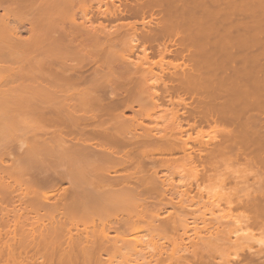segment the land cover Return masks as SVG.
<instances>
[{"label":"bare ground","instance_id":"1","mask_svg":"<svg viewBox=\"0 0 264 264\" xmlns=\"http://www.w3.org/2000/svg\"><path fill=\"white\" fill-rule=\"evenodd\" d=\"M114 1L0 0V264H264L261 246L224 253L242 225L264 228V39L257 26V56L244 24L264 19V0L261 13L254 0ZM236 12L248 15L235 26L250 47L226 27ZM147 14L140 32L118 22ZM165 95L171 122L151 128L143 120ZM235 163L241 175L219 173ZM179 166L193 178L175 186L167 172ZM216 178L244 184L223 194L238 227L201 200Z\"/></svg>","mask_w":264,"mask_h":264},{"label":"rangeland","instance_id":"2","mask_svg":"<svg viewBox=\"0 0 264 264\" xmlns=\"http://www.w3.org/2000/svg\"><path fill=\"white\" fill-rule=\"evenodd\" d=\"M107 1V0H106ZM111 1V0H110ZM134 1L135 0H115L114 2L116 3V4H120V3H124V5H126V3L128 4H133L134 3ZM237 1H239V0H237ZM257 1V2H256ZM254 0L253 1V8H252V10H255V12H260V7H261V5H259V6H257L258 4H260L259 2H258V0ZM260 1V0H259ZM262 1V0H261ZM240 2H242V1H240ZM256 2V3H255ZM121 4V5H122ZM222 5H224V6H226L225 4H222ZM222 5H220V6H217V7H214V6H211L209 9L211 10V11H214V13L216 12V13H219V14H221V10L222 9H226V7H224V6H222ZM104 7L105 6H101V10L103 9L104 10ZM260 9H259V8ZM189 9H192V7H191V5H190V7L188 6L185 10H187V12L189 11ZM200 8H196V7H194L193 9H192V11L193 12H195V13H202V9H200ZM259 9V10H258ZM257 10V11H256ZM199 11V12H198ZM218 11V12H217ZM262 11H264V10H262L261 9V12ZM187 12H186V14H187ZM189 12H191V11H189ZM260 12V13H261ZM157 11L156 10H154V15H153V18H152V21H153V24L155 23V22H157V18H156V16L158 17V15H157ZM0 14H3V10L1 11V9H0ZM246 14V16H248L247 15V13H245ZM245 14L244 13H237L236 12V14L234 13V19H232L233 20V22H232V20L230 21V23H226V24H224V27H225V25H226V27H227V29H229V27L231 26V25H234V26H231L230 27V31L233 33L234 32V34H235V32H239V31H241V32H243L242 31V29L239 27V26H235V25H237L238 24V20H239V18H241V20L243 19V20H246L247 19V17H245ZM261 14H263V16H264V13H261ZM148 19H150L149 17H148V14L143 18V19H141V18H127V19H123V20H121V21H118V22H124V23H128V22H134V21H136L137 22V26H138V32H140V30L142 31L144 28L141 26L142 24H141V22L143 21V22H145V21H147L148 22ZM234 20H235V22H234ZM241 20L239 21V22H241ZM243 20H242V22H243ZM251 20V22L249 23V25L247 24L246 25V23H244L245 24V26H248V28H246V30L247 29H249V27H250V29H249V31L248 32H251L252 34H250L251 35V37H250V35L249 34H247L248 32H246L245 31V29H244V25L242 26V28L244 29V32H246L245 34H244V32L243 33H241V34H243V36L245 37L244 39V41H245V43H247V42H249L248 40H246V39H249V37H250V41L252 40V38H253V40H254V42H255V40L256 39H258V42L260 41V44L258 43V42H256V43H258L260 46H261V43L263 42H261V37H262V40L264 39V33L262 32V31H264L263 29H262V27L264 26V22L263 23H261L262 21H261V18H260V20H259V22H257V23H255L254 24V20L255 19H253V21H252V19H250ZM248 19H247V23H248ZM256 21H258V20H256ZM118 22H114V23H118ZM146 22V23H147ZM205 22V23H204ZM244 22H246V21H244ZM113 23V24H114ZM197 23H198V25H205L206 24V19L203 17V18H199L198 19V21H197ZM200 23V24H199ZM204 23V24H203ZM252 23H253V25H252ZM258 23H261V24H258ZM112 24V25H113ZM221 24V23H220ZM262 27H261V26ZM256 26V27H255ZM257 26H259L258 28L260 29V32L258 31L257 32V30H259V29H257ZM27 26L26 25H24V27H22L21 29H22V31L23 32H20L19 34H20V36L23 38V37H26L27 36V33H26V31L24 30L25 28H26ZM146 27V26H145ZM237 27V28H236ZM239 27V28H238ZM254 27V28H253ZM142 28V29H141ZM252 28V29H251ZM21 29H20V31H21ZM146 29V28H145ZM239 29V30H238ZM255 29H257L256 31H254ZM262 29V30H261ZM147 30V29H146ZM238 30V31H237ZM251 30V31H250ZM252 31H254V32H252ZM256 32H257V34L259 33V37L256 35ZM236 33V34H237ZM240 33V32H239ZM263 33V34H262ZM256 35L257 36V38L256 39H254V37L255 36H253V35ZM248 35H249V37H248ZM253 36V37H252ZM214 37V38H213ZM215 34L214 35H212V37H211V39H212V41H216V39H217V37H216V39H215ZM211 39H210V41H211ZM231 40V39H230ZM211 41V42H212ZM247 41V42H246ZM158 44H157V43ZM156 42H153L152 43V45L151 46H149V48H148V46L146 47V52L149 54H147L148 55V63L149 64H155V63H159V56H157L158 55V53H156V49L158 48H156V46L158 45L159 47H160V45H159V43L160 42H158V41H156ZM253 41H251V43H252ZM252 43V46L250 47L249 46V44H251V43H247L248 45L247 46H249L250 47V49H252V51L254 50V52L253 53H255V54H257V56L258 55H260L259 53L262 51L261 49V47H263V46H259L260 48V51H258L259 49H258V46H257V44L256 43ZM264 43V42H263ZM262 43V44H263ZM255 44V45H254ZM171 45H169V47L167 46V49H170L171 50V52L173 51V52H175V50L174 49H176V47L177 46H171ZM253 47H255V48H253ZM140 48L141 47H139L137 50H136V52H135V54L134 55H132V57H131V59L132 60H137V58L136 57H142L141 56V51H140ZM152 49V50H151ZM155 49V50H154ZM256 50V51H255ZM149 51V52H148ZM154 51H155V53H154ZM170 52V51H169ZM173 52H172V54H173ZM262 53V52H261ZM169 54V53H168ZM167 54V57H166V55H165V58H164V61H169V63L171 62H173L172 64H174V63H179L180 64V66H182L181 64V62H185V59H174V57H173V55L170 53V55H168ZM138 55V56H137ZM153 55V56H152ZM262 55V54H261ZM172 56V57H171ZM259 57H261V56H259ZM184 60V61H183ZM5 61V60H4ZM151 61V62H150ZM181 61V62H180ZM162 62V61H161ZM161 62H160V64H161ZM166 62H164L163 64H161V65H163V68H165L167 65L165 64ZM5 63H9V64H11L12 63V61L11 60H6L5 61ZM187 63V62H186ZM165 64V65H164ZM158 70V71H157ZM154 72H156V74H158L160 71H159V69H157V67H154ZM247 72H244L243 73V75H245ZM218 75H220V73L218 74ZM246 76V75H245ZM9 79H11V81L13 80V77H9ZM164 81L165 82H168L167 81V79H165L164 78ZM10 84V83H9ZM11 85H13V84H11ZM7 86V85H6ZM5 86V87H6ZM8 86H10V85H8ZM7 86V87H8ZM162 88H161V85L160 86H158L157 88H156V91H161L162 92V90H161ZM223 92V93H222ZM222 94H224V95H226V94H228V93H224V91H221V95ZM182 95V97H183V95L184 94H181ZM185 96V95H184ZM223 96V95H222ZM168 98H170V97H168L167 95H165V100L163 101V103H162V105H161V107H159L155 112L153 111V112H150V114H149V120L147 119H145V120H143L144 121V123L145 124H147V125H149V127L151 126V128L152 127H154V128H163V127H166L167 125H169L168 123L169 122H171V118H170V105H169V103L167 102V99ZM174 99H176V98H174ZM186 99V100H185ZM190 97H188V95L187 96H185L184 97V100L185 101H187V102H190ZM168 103V104H167ZM191 104V103H190ZM135 108L137 109V106H135ZM180 112L182 111V110H179ZM193 121H191V119L189 120V123H192ZM46 123H44V125H45ZM53 125V124H52ZM51 124L49 125V123H47L44 127L46 128V126H48L47 128H49V129H52L53 127L55 128V125L53 126V127H51L52 126ZM43 127V128H44ZM183 127H185V124L183 123ZM46 128V129H47ZM53 128V129H54ZM201 129H203V131H208L209 130V132H207L208 134H206V132H205V134H206V136H204V139H207L209 136V138H213L212 136H211V134L214 136V133L213 132H211L210 130L211 129H209V127H208V125H206V124H203L202 125V127H201ZM190 131V133H192L191 134V136L192 137H194V134H195V130H193V131H191V130H189ZM39 133V132H38ZM187 133H189V132H187ZM189 133V134H190ZM43 134V133H42ZM41 134V135H42ZM210 134V135H209ZM37 136L38 135H40V134H36ZM44 135H46V134H44ZM44 135H42L43 137H44ZM47 135H49V134H47ZM36 136V137H37ZM208 136V137H207ZM40 137V136H39ZM208 138V139H209ZM29 139H31V138H29ZM21 143V142H20ZM13 145H14V143H13ZM16 145V144H15ZM12 148V147H11ZM14 148V147H13ZM13 148L11 149V150H13ZM15 149V148H14ZM14 151V154H15V151L16 150H13ZM7 153H10V152H7ZM13 153V152H12ZM17 153V152H16ZM180 155V154H179ZM178 155V156H179ZM174 156H176V157H178L176 154L174 155ZM181 156V155H180ZM5 157V156H4ZM3 157V158H4ZM6 157H8L7 155H6ZM9 158V157H8ZM9 160V159H7V158H4L3 160ZM5 160V161H6ZM11 161V160H10ZM7 162V161H6ZM9 162V161H8ZM240 165H242V164H240ZM239 164H237V163H235V164H233V166H230L228 169H226V170H222V168H224L223 166L222 167H220L218 170H220V172L219 173H224V172H229L230 171V173H228V174H230V176L231 177H237V176H239V175H241V174H239V172H241V167L243 166H240ZM186 167V166H185ZM178 168V169H177ZM177 168H175L176 170H174V172H172L171 171V173H173V174H171L170 172H167L168 173V175L170 176V177H172V179H173V182H174V184H176L175 186H178V183L181 181V183L182 182H184L183 180H185V182H186V180L188 179V181L190 180V179H192L193 177V173H191L192 171H190L189 169L187 170L186 168H188V167H186V168H184V167H181V166H179V167H177ZM243 168V167H242ZM224 171V172H223ZM172 175V176H171ZM234 175V176H233ZM219 179V178H218ZM237 180H240V179H237ZM184 182V183H185ZM240 181H238V183H236V185H235V183L234 182H232V184H221V183H219V180L217 181V178L216 179H211V181L209 180V181H205L204 182V184L202 183V185H200L201 187H200V193H201V200L203 201V203H206V207L208 208V209H210L211 208V210L213 211V213H215V214H213V218H216L218 215L221 217L222 215H224L223 217V220L221 221V219H222V217H221V219H220V222H222V224H225V226H226V223H227V226H226V228H233L232 226H234V228L235 227H238V221H239V219H241L240 218V215H242V214H240V211H238V210H235V209H233V210H230L229 212H228V206L226 205L225 206V202H224V200H225V197H223V194L224 193H227L228 191L227 190H233L234 192L235 191H237L236 193H234V194H237L241 189L244 191V189L242 188V186H244V184H242V183H239ZM250 182V181H249ZM180 184V183H179ZM223 187H222V186ZM68 184L67 183H62V184H60L58 187H56V192L57 193H61L60 191H63V190H66V188L68 189ZM224 188H226V189H224ZM42 189V188H41ZM194 189H196V188H194ZM198 191V190H197ZM196 190H193L191 193L192 194H194L195 192H197ZM225 191V192H224ZM227 191V192H226ZM233 191H232V193H233ZM199 192V191H198ZM240 193V192H239ZM239 193L237 194V195H239ZM243 193H240V195H242ZM225 196V195H224ZM52 200V199H51ZM50 200V201H51ZM225 203V204H224ZM227 207V208H226ZM195 208H197L195 205H194V207H192V210H194L195 211ZM198 210V209H197ZM197 210H196V212H197ZM201 210H203V208H201ZM200 210V211H201ZM211 210H209L210 212H211ZM199 210H198V212H200ZM232 211V212H231ZM226 212H227V215H226ZM41 213H43V212H41ZM229 213V214H228ZM196 214V213H195ZM207 214V215H206ZM205 215H206V217L208 218V213H206ZM215 215H217V216H215ZM210 217H211V219H212V216L211 215H209ZM218 216V217H219ZM209 217V218H210ZM238 219V220H237ZM4 220V219H3ZM190 220V219H189ZM210 220V219H209ZM235 220H237V222H235ZM238 225H237V224ZM234 224V225H233ZM237 229V228H236ZM228 238H229V240H231L233 243H234V245H232L233 243H231V245L229 244V247H228V249H226V251L224 252L225 254H227V255H230V257H233V254H235V255H242L241 253H244V252H246L247 251V249H251V250H254V249H260V246H261V248L264 250V247H262V246H264V228L263 227H261V228H258V227H244L243 225H242V227H240V230L239 229H237V232L235 231L234 233H232V234H230L229 236H228ZM260 244V245H259ZM263 244V245H262ZM243 247V249H241ZM243 250V251H242Z\"/></svg>","mask_w":264,"mask_h":264}]
</instances>
